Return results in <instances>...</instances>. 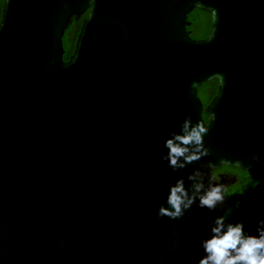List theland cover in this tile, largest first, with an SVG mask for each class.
<instances>
[{"label":"water","instance_id":"95a60500","mask_svg":"<svg viewBox=\"0 0 264 264\" xmlns=\"http://www.w3.org/2000/svg\"><path fill=\"white\" fill-rule=\"evenodd\" d=\"M194 9L210 15L201 40L187 30ZM84 13L64 61V32ZM0 24V264H199L227 200L157 218L169 186L196 169L216 183L220 167L258 166L225 219L255 234L264 0H4ZM212 81L204 108L198 89ZM186 117L208 126L209 155L173 172L163 145Z\"/></svg>","mask_w":264,"mask_h":264},{"label":"clouds","instance_id":"9594fccd","mask_svg":"<svg viewBox=\"0 0 264 264\" xmlns=\"http://www.w3.org/2000/svg\"><path fill=\"white\" fill-rule=\"evenodd\" d=\"M3 3L4 0H0V5ZM208 132V126L193 123L191 117H186L179 131L171 132L164 141L166 153L161 158L173 172L187 169L209 155L204 141ZM187 181L190 183L186 185L185 179L180 178L169 186L166 206L159 208L158 219H182L193 205L214 212L224 203L223 185L214 183L200 170H193ZM209 229L207 237L200 243L204 255L199 264H264V219L257 221L255 234L246 233L243 223L228 222L222 216L211 220Z\"/></svg>","mask_w":264,"mask_h":264},{"label":"flooded vegetation","instance_id":"af4514ba","mask_svg":"<svg viewBox=\"0 0 264 264\" xmlns=\"http://www.w3.org/2000/svg\"><path fill=\"white\" fill-rule=\"evenodd\" d=\"M2 5H0V19ZM86 16L87 13H84L78 18H71L62 38L63 45H65L67 42L69 45L74 46ZM188 31L190 32L191 37V31ZM212 173L216 183L223 185L224 187V196L227 200V212L223 218L226 219L236 216L238 214V201L240 200L243 202L245 193L252 190L260 180L261 174L258 166L256 165L248 171H241L239 169L230 167H220L214 170ZM244 219L245 218L241 219L240 221Z\"/></svg>","mask_w":264,"mask_h":264},{"label":"trees","instance_id":"16d2710c","mask_svg":"<svg viewBox=\"0 0 264 264\" xmlns=\"http://www.w3.org/2000/svg\"><path fill=\"white\" fill-rule=\"evenodd\" d=\"M187 20L190 23V27L188 26L187 30L191 31L192 39L201 40L206 38L210 28V15L208 13L194 9L191 13L188 14ZM63 47L65 52L63 59L64 61H67L72 54L73 46L69 45V43L66 42L65 45H63ZM216 91H217L216 81L207 82L198 89V97L201 100L204 108L210 103V101L216 95ZM203 119L204 121H206L207 117L203 115ZM239 222L244 224L246 230V226H247L246 219Z\"/></svg>","mask_w":264,"mask_h":264}]
</instances>
